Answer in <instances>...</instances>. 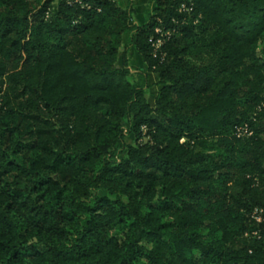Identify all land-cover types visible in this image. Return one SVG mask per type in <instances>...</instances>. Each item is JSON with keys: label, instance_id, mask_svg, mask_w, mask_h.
<instances>
[{"label": "trees", "instance_id": "trees-1", "mask_svg": "<svg viewBox=\"0 0 264 264\" xmlns=\"http://www.w3.org/2000/svg\"><path fill=\"white\" fill-rule=\"evenodd\" d=\"M154 1L0 0V264H264V0Z\"/></svg>", "mask_w": 264, "mask_h": 264}, {"label": "crops", "instance_id": "crops-1", "mask_svg": "<svg viewBox=\"0 0 264 264\" xmlns=\"http://www.w3.org/2000/svg\"><path fill=\"white\" fill-rule=\"evenodd\" d=\"M117 3L123 7L126 8L129 4L132 5L133 12H132V23L136 25H144L148 23L152 12L154 8L156 7V3L154 0H116ZM131 37L132 35L129 33L124 34V40H123V45L121 48V51L124 49V42L126 38H129L130 43V53L127 54V59L131 67L135 71L142 70V71H147V64L142 60L141 56L138 54L137 50L132 46L131 44ZM125 51V49H124ZM132 55V58L135 57L138 60V64H133L132 61L130 60Z\"/></svg>", "mask_w": 264, "mask_h": 264}, {"label": "rangeland", "instance_id": "rangeland-1", "mask_svg": "<svg viewBox=\"0 0 264 264\" xmlns=\"http://www.w3.org/2000/svg\"><path fill=\"white\" fill-rule=\"evenodd\" d=\"M56 8H57V3L55 2L53 4V9L55 10ZM129 43H130L129 38H126L125 42H124V46H123L125 51H124V49L122 51V52H125L126 55L130 53ZM130 58H131L130 60L132 61L133 64H135V65L138 64V60L135 57L132 58V55H131ZM157 82H158V76L154 73H151L150 80H149L150 86L148 87V90H147V99L152 105L155 104V99H156V96H157L159 88H160V86H158ZM126 127H128V126H126ZM133 140H134V138L132 135L126 136V141L128 143H133ZM182 140L184 141L185 138H183ZM115 231L117 232V229Z\"/></svg>", "mask_w": 264, "mask_h": 264}, {"label": "built area", "instance_id": "built-area-1", "mask_svg": "<svg viewBox=\"0 0 264 264\" xmlns=\"http://www.w3.org/2000/svg\"><path fill=\"white\" fill-rule=\"evenodd\" d=\"M182 9H187V8L185 7V5H182ZM189 9H191V8H189ZM157 32H160V33H161V30L158 29ZM161 43H162V39H159V40H157V42H154L153 45H155V46L157 47V46H159ZM241 132H242V133H241ZM242 134L249 135V134H251V132H248L247 129H242V130L239 129V130H238V136H241Z\"/></svg>", "mask_w": 264, "mask_h": 264}]
</instances>
